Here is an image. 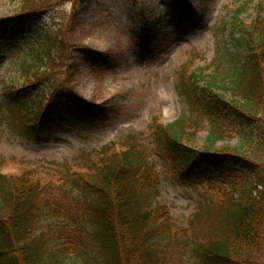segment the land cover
I'll return each instance as SVG.
<instances>
[{
  "label": "trees",
  "instance_id": "16d2710c",
  "mask_svg": "<svg viewBox=\"0 0 264 264\" xmlns=\"http://www.w3.org/2000/svg\"><path fill=\"white\" fill-rule=\"evenodd\" d=\"M40 3L21 0L18 16L43 12L47 7ZM257 7L250 23L236 24L240 33L233 42L246 53L228 71L227 84L211 76L200 85L205 75L187 73L189 61L180 65L175 85L189 113L169 123L153 118L142 139L128 134L66 163L47 161L64 177L67 208L36 187L32 171H0V264H167L172 259L179 264H264V178L241 146H216L228 115L245 118L251 130L264 128L259 116L264 114V19L262 4ZM158 30L145 25L142 44L148 45ZM57 38L44 37L30 53L31 62L20 63L29 84L18 90L21 99L10 101L38 135L50 134L69 118L82 123L105 113L104 106L73 87L51 92L47 99L35 96L37 85L60 61ZM204 123L209 130L203 148L187 145ZM158 166L185 176L200 169L204 180L226 182L231 191L221 190L220 203L204 207L178 229L159 203Z\"/></svg>",
  "mask_w": 264,
  "mask_h": 264
},
{
  "label": "rangeland",
  "instance_id": "374dc122",
  "mask_svg": "<svg viewBox=\"0 0 264 264\" xmlns=\"http://www.w3.org/2000/svg\"><path fill=\"white\" fill-rule=\"evenodd\" d=\"M20 1L0 0V171L8 175L32 171L36 187L66 208L64 177L47 168V161L66 163L128 134L142 139L153 118L169 123L181 112L189 113L175 85L180 65L189 61L187 73L205 75L200 85L211 76L218 78L219 85L227 84L228 71L246 53L233 42L240 33L236 24L250 23L259 4L264 19V0H41L40 6L47 8L23 19L18 16ZM182 11L190 17H177ZM149 24L160 30L144 46L141 31ZM47 36H58L60 61L37 85L35 96L47 99L51 92L73 87L86 100L104 106L105 113L82 123L69 118V123H56L50 134L38 135L10 101L21 99L18 90L29 84L20 63H30V53ZM228 92H223L227 101ZM259 116L264 118L263 113ZM207 125L186 144L202 149ZM224 126V138L216 146H241L263 179L264 128L251 130L246 119L236 114L228 115ZM156 171L161 180L159 203L166 205L178 229L204 207L220 203L221 190H231L217 179L207 184L200 169L188 176L162 166ZM173 263L179 261L167 264Z\"/></svg>",
  "mask_w": 264,
  "mask_h": 264
}]
</instances>
